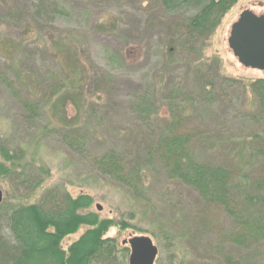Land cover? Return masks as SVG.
Listing matches in <instances>:
<instances>
[{
    "label": "rangeland",
    "instance_id": "374dc122",
    "mask_svg": "<svg viewBox=\"0 0 264 264\" xmlns=\"http://www.w3.org/2000/svg\"><path fill=\"white\" fill-rule=\"evenodd\" d=\"M38 1L0 0V73L14 77L21 97L40 103L43 111L36 126H26L21 101L0 82V139L20 155L8 165L23 172L22 180L19 175L0 179L1 238L12 242L6 218L10 208L38 204L47 191L60 190L73 198L92 197L90 212L118 224L127 221L139 232L134 235L151 238L158 249L155 264H228V257L238 264L264 262V242L241 250L230 245L235 230L231 219L219 209L203 207L196 192L169 178L158 161L143 168L137 192L100 174L92 164L94 157L117 148L125 155L127 168H133L134 161L144 160L156 143L155 128L166 126L173 113L184 121L181 134H193L200 126L215 136L219 123L227 126L228 143L219 149L215 143L213 152L199 144L193 152L204 163H239L234 165L237 186L253 195L262 192L264 123L257 118L258 104L250 91H234L229 84L225 99L207 101L206 108L187 104L179 114L170 111L166 97L176 87L191 90L200 73L216 80L217 73L246 86L264 77L261 71L243 67L228 46L232 25L246 10L264 15V0H240L210 39L191 50L184 49L182 34L198 11L167 14L160 0H50L65 12L39 18L34 9ZM58 78L65 80L66 89L59 97L46 99L45 83ZM75 92V101H59ZM145 93L151 94L154 108L147 103L138 106ZM69 129L85 141L79 152L65 143ZM38 181L42 182L35 189ZM166 228L177 238L166 239L162 232ZM87 230L82 227L64 239L63 249ZM126 233L113 228L108 237L122 244ZM127 257L129 264L130 254Z\"/></svg>",
    "mask_w": 264,
    "mask_h": 264
},
{
    "label": "trees",
    "instance_id": "16d2710c",
    "mask_svg": "<svg viewBox=\"0 0 264 264\" xmlns=\"http://www.w3.org/2000/svg\"><path fill=\"white\" fill-rule=\"evenodd\" d=\"M161 7L167 14H175L182 10L198 11L197 16L188 19L185 32L187 46L191 50L198 44H205L219 28L222 19L228 14L240 0H160ZM34 6L39 18L61 14L64 9L55 1L39 0ZM40 14V15H39ZM172 51V50H171ZM235 57V56H234ZM236 58V57H235ZM200 60V59H199ZM204 63L195 67L200 70ZM200 73V72H199ZM264 73V72H263ZM201 74V73H200ZM197 75L193 88L189 91H171L166 100L170 111L179 114L187 104H200L206 108V102L225 99L226 85L237 89L250 91L258 104V117L264 123V77L252 80L249 85L232 79H221L205 75ZM220 76V75H219ZM19 79V78H18ZM20 81V80H19ZM45 83V98L52 100L59 97L66 89L65 80L58 78L55 81ZM0 82L13 91L19 98L25 110L24 123L28 127L36 126L42 116V105L28 97H21L22 90L18 81L10 74L1 72ZM219 84V85H218ZM75 95L66 94L59 101H75ZM151 94L145 93L137 102L142 107L145 103L150 104ZM172 113V112H171ZM239 111L237 112V114ZM171 121L163 127H156V134H152L156 143L147 149V156L142 161H134L135 166L127 168L125 155L117 148L103 152L94 157L93 166L98 172L134 192L139 191L142 181L143 168L153 161H158L169 178L180 180L186 186L193 189L202 202L203 207L219 209L223 211L233 222L234 229L230 234L228 243L241 250L250 248L255 244L264 242V190L255 195L246 192V187L237 186L234 172L236 164L226 160L219 164L204 163L200 156L195 154L197 146L206 145L207 150L219 149V145L228 143L225 131L227 126L219 123L215 136L210 132H202L200 126L196 127L195 133H179V128L184 121L171 115ZM241 118V117H239ZM68 121V118H65ZM153 122L152 118H146ZM225 123L228 125L227 118ZM161 129V131H160ZM66 145L79 152L84 148L85 141L77 136V131H65ZM156 135V136H155ZM225 136V138H223ZM212 138H215L214 141ZM237 142V141H235ZM20 155L9 149L8 144L0 139V179L13 178L19 175L21 180L23 172H17L8 164H15ZM242 159V158H241ZM23 179L22 183H25ZM42 181H38L35 189ZM94 200L90 196L80 195L73 198L60 190H50L37 204L10 208L9 227L12 242L7 243L0 236V264H127L126 259L130 254V248L120 244L117 238L108 237L113 228L136 232L127 221L117 223L111 219H103L99 214L90 212ZM2 215V214H0ZM4 218L0 217V227L3 226ZM82 227L88 230L73 243L67 250L62 247V242L69 236L76 234ZM133 229V230H132ZM166 239L177 238L175 231L166 228ZM139 233V232H136ZM138 236V234H136ZM250 246V247H249ZM228 264H238L236 260L227 258ZM187 264H198L188 262ZM261 264H264L262 262Z\"/></svg>",
    "mask_w": 264,
    "mask_h": 264
},
{
    "label": "water",
    "instance_id": "95a60500",
    "mask_svg": "<svg viewBox=\"0 0 264 264\" xmlns=\"http://www.w3.org/2000/svg\"><path fill=\"white\" fill-rule=\"evenodd\" d=\"M228 46L238 62L247 69L264 72V15L244 11L232 25ZM3 193L0 191V204ZM98 210L102 207L98 205ZM123 245L130 248L129 264H155L158 249L151 238L127 232Z\"/></svg>",
    "mask_w": 264,
    "mask_h": 264
}]
</instances>
